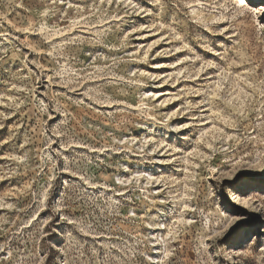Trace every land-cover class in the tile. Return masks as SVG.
<instances>
[{"label":"rangeland","instance_id":"374dc122","mask_svg":"<svg viewBox=\"0 0 264 264\" xmlns=\"http://www.w3.org/2000/svg\"><path fill=\"white\" fill-rule=\"evenodd\" d=\"M0 0V264H264V0Z\"/></svg>","mask_w":264,"mask_h":264},{"label":"bare ground","instance_id":"6f19581e","mask_svg":"<svg viewBox=\"0 0 264 264\" xmlns=\"http://www.w3.org/2000/svg\"><path fill=\"white\" fill-rule=\"evenodd\" d=\"M239 5L241 4H246L247 3V1L246 0H238V2H237Z\"/></svg>","mask_w":264,"mask_h":264}]
</instances>
